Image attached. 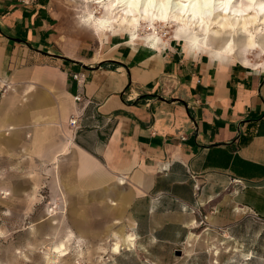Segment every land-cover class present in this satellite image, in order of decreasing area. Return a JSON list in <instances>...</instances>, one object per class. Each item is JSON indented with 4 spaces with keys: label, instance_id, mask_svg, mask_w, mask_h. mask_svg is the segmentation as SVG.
<instances>
[{
    "label": "crops",
    "instance_id": "obj_1",
    "mask_svg": "<svg viewBox=\"0 0 264 264\" xmlns=\"http://www.w3.org/2000/svg\"><path fill=\"white\" fill-rule=\"evenodd\" d=\"M84 1L0 0V218L63 227L78 210L79 236L59 241L183 243L199 210L232 234L264 228V59L228 32L131 41Z\"/></svg>",
    "mask_w": 264,
    "mask_h": 264
},
{
    "label": "rangeland",
    "instance_id": "obj_2",
    "mask_svg": "<svg viewBox=\"0 0 264 264\" xmlns=\"http://www.w3.org/2000/svg\"><path fill=\"white\" fill-rule=\"evenodd\" d=\"M89 3L93 6L99 5L94 0ZM74 6L78 7V23L85 32L81 27L75 30L74 25L69 26L75 32H80V35L76 33V37L82 40L91 29L82 26L79 22V15L82 14L84 5L76 3ZM92 9L98 14L96 6ZM101 16L103 15L99 14L97 17ZM70 20L71 23L74 21L73 18ZM151 24L152 22L147 20L140 27H151V29L159 27L163 32L161 34L167 39H172L173 31L177 29L172 23ZM144 27L140 31L141 35L148 34ZM214 31L212 30L213 33ZM231 37L241 45V48H236L239 58L249 61L254 66L263 61L264 23L247 26ZM6 89V83L2 81L1 97ZM48 211L51 215L59 213L58 209L53 211V208ZM78 213V210L66 207L63 227L62 225L42 227L37 223L33 224L32 218L40 216V211L37 209L16 225L13 224V220L0 218V264H264V228L246 223L238 226L232 234L226 229L213 227L206 217L207 211L204 210L196 211V221L193 225L195 228L191 229L189 239L183 243L130 242L129 237L123 236L120 237L122 243L110 239L109 241L56 240L62 238L68 230L74 231L75 235L79 236L78 227L75 225V222H78L76 219ZM246 234L251 236L248 237L249 241L237 239L245 237ZM74 237L72 234L65 236L68 239ZM57 244L64 245L66 255L59 257L55 252ZM178 250L183 252L181 256L176 255Z\"/></svg>",
    "mask_w": 264,
    "mask_h": 264
},
{
    "label": "bare ground",
    "instance_id": "obj_3",
    "mask_svg": "<svg viewBox=\"0 0 264 264\" xmlns=\"http://www.w3.org/2000/svg\"><path fill=\"white\" fill-rule=\"evenodd\" d=\"M85 1L89 3L91 0ZM94 1L102 9V12L98 11V14L103 16L92 19L94 16L90 15L89 21L92 25L95 23L100 30L109 29L110 26H127L133 32V36L130 37L131 41L138 38V28L147 20L152 22L151 25L156 22L172 23L177 28L176 33L184 35L189 44L194 47L203 45V40H209L215 45L217 42L216 33L226 31L231 36L237 35L238 31L247 26L264 23V0ZM244 4L246 5L243 6ZM145 29L150 33V37H154L158 41L164 36L159 27L156 29L145 27ZM212 30H215V34H212ZM202 34L205 35L204 38L200 37Z\"/></svg>",
    "mask_w": 264,
    "mask_h": 264
},
{
    "label": "built area",
    "instance_id": "obj_4",
    "mask_svg": "<svg viewBox=\"0 0 264 264\" xmlns=\"http://www.w3.org/2000/svg\"><path fill=\"white\" fill-rule=\"evenodd\" d=\"M72 78L74 80H76V82L78 84L82 83L85 81V78H84V75L81 74V73H73L72 74ZM2 82V80L0 79V83ZM74 100L77 101V102H83L84 100V96L82 93H77L75 96H74ZM71 124L72 125H76L77 124V118H74V119H71Z\"/></svg>",
    "mask_w": 264,
    "mask_h": 264
},
{
    "label": "water",
    "instance_id": "obj_5",
    "mask_svg": "<svg viewBox=\"0 0 264 264\" xmlns=\"http://www.w3.org/2000/svg\"><path fill=\"white\" fill-rule=\"evenodd\" d=\"M182 254H183L182 251H180V250L176 251V255H177V256H181Z\"/></svg>",
    "mask_w": 264,
    "mask_h": 264
}]
</instances>
